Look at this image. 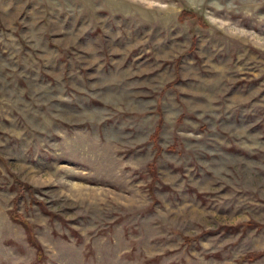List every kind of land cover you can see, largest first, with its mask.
I'll use <instances>...</instances> for the list:
<instances>
[{"label": "rangeland", "instance_id": "374dc122", "mask_svg": "<svg viewBox=\"0 0 264 264\" xmlns=\"http://www.w3.org/2000/svg\"><path fill=\"white\" fill-rule=\"evenodd\" d=\"M250 220L264 0H0V264H264Z\"/></svg>", "mask_w": 264, "mask_h": 264}, {"label": "trees", "instance_id": "16d2710c", "mask_svg": "<svg viewBox=\"0 0 264 264\" xmlns=\"http://www.w3.org/2000/svg\"><path fill=\"white\" fill-rule=\"evenodd\" d=\"M188 15V14H187ZM157 133V132H156ZM156 133H154L153 134V139L154 140H156V138H157V134ZM158 147V146H157ZM151 168H153V172H155V170H156V165H155V163L154 162H152L151 163ZM19 216V215H18ZM20 219L21 220H23V218H21L20 217ZM249 223L250 224H252V225H259V226H264V223H262V222H259V221H256V220H250L249 221ZM187 240H189L191 237L190 236H187V237H185ZM262 254H264V251H261V252H254V253H252V254H247L246 256V258H255V257H257V256H259V255H262Z\"/></svg>", "mask_w": 264, "mask_h": 264}]
</instances>
